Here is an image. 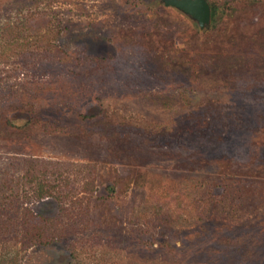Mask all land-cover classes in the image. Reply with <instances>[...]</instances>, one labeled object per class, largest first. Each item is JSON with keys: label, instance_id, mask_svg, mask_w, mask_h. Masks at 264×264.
Wrapping results in <instances>:
<instances>
[{"label": "rangeland", "instance_id": "rangeland-1", "mask_svg": "<svg viewBox=\"0 0 264 264\" xmlns=\"http://www.w3.org/2000/svg\"><path fill=\"white\" fill-rule=\"evenodd\" d=\"M0 0V264H264V0Z\"/></svg>", "mask_w": 264, "mask_h": 264}, {"label": "water", "instance_id": "water-1", "mask_svg": "<svg viewBox=\"0 0 264 264\" xmlns=\"http://www.w3.org/2000/svg\"><path fill=\"white\" fill-rule=\"evenodd\" d=\"M165 5L173 6L191 18L200 26L207 25L210 21V6L207 0H163Z\"/></svg>", "mask_w": 264, "mask_h": 264}, {"label": "trees", "instance_id": "trees-1", "mask_svg": "<svg viewBox=\"0 0 264 264\" xmlns=\"http://www.w3.org/2000/svg\"><path fill=\"white\" fill-rule=\"evenodd\" d=\"M209 6H210V21H213L216 11H217V6L213 3H209Z\"/></svg>", "mask_w": 264, "mask_h": 264}]
</instances>
